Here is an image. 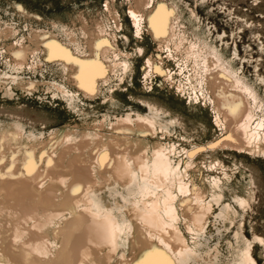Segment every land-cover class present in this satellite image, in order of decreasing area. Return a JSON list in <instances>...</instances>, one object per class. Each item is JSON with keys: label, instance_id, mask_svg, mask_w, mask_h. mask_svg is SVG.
<instances>
[{"label": "bare ground", "instance_id": "6f19581e", "mask_svg": "<svg viewBox=\"0 0 264 264\" xmlns=\"http://www.w3.org/2000/svg\"><path fill=\"white\" fill-rule=\"evenodd\" d=\"M175 2L128 0L134 33L146 32L158 48L142 52L143 96L125 90L134 106L119 93L127 76L136 89L135 69L118 45L123 24L114 0L67 25L14 4L24 34L18 21L0 20V97L42 91L83 116L47 132L0 119V264H147L153 251L171 264H264V236L251 225L245 233L244 217L258 204L251 172L209 157L204 178L195 165L213 152L264 158V98ZM165 13L160 29L153 20ZM44 71L60 77L44 79ZM165 95L197 117L206 109L222 137L208 148L157 139L183 127L163 109ZM98 98L103 114L82 111ZM232 225L223 253L219 240Z\"/></svg>", "mask_w": 264, "mask_h": 264}, {"label": "rangeland", "instance_id": "374dc122", "mask_svg": "<svg viewBox=\"0 0 264 264\" xmlns=\"http://www.w3.org/2000/svg\"><path fill=\"white\" fill-rule=\"evenodd\" d=\"M106 1L110 0H0V20L18 21L19 29L24 34L26 32V23L14 13V4L23 5L29 11L38 14L46 24H50V21L60 20L64 25H67L80 12L87 18L89 16H98L101 14ZM114 1L123 24L121 32H116L118 45L120 50H125L126 53L130 54V59L135 69L131 74V81L136 89L132 90L131 86H129L130 78L127 76L123 84L126 87L119 90V93L122 95L123 101H125V106H134L135 103L130 101L127 93H131L135 98L143 96L140 95L144 78L141 67L144 62L142 52L144 56H151L152 54H156L158 48L146 32L141 33L140 36L134 33V27L128 16V0ZM174 2L178 3L177 5L183 10L186 18H191L192 24L203 38L218 49H226V56L231 58V60L235 59L238 72L243 73L250 82L255 83L254 85L258 93L264 98V85L261 81L263 80L264 82V0H174ZM191 13L194 16H191ZM187 27L189 28V26ZM138 48L142 50L138 51L140 55L137 52ZM235 48H237L238 56H236ZM171 69L175 72L177 70L173 64H171ZM4 70V64L0 63V73ZM35 76L38 79H42L40 74H36ZM59 77L45 71L43 72L44 79H59ZM161 81L163 80L157 79L153 87H158ZM126 88L128 89L127 93L125 92ZM154 94L156 96L158 93ZM153 98V96L145 97V99L154 101ZM161 102L163 109L168 112L171 111L169 113L172 116H177L183 124V127H177V133L170 137H163L161 134H158L156 138L162 142L170 141L189 147L198 145L200 147L204 146L201 148H208L211 142L222 137L220 130L213 124L214 118L211 117L206 109V115L201 116L200 114V117H197L191 112L192 110H189L187 105H184L180 101L172 100L169 95H165ZM139 108L141 111H144L141 105H139ZM81 109L85 113L95 111L99 115L103 114L106 110L103 101L99 98L92 102L86 101ZM81 113L69 112L62 102L53 100L48 95H43L42 91L33 96H19L15 101H9L0 97V119L17 118L25 125L27 124L29 127L44 132L65 125L66 122L72 123V126L75 123H80L83 118ZM53 118L55 119L53 120ZM162 137L163 139H161ZM209 157L213 161H215L216 157L220 158L224 161L227 168L231 167V163H235L241 168L244 167L247 173L251 172L256 184L255 193L258 204L251 216L245 215L244 217L245 233L250 237L251 230L249 226L251 225L258 234L264 236V158L251 156L243 158L240 155L213 152L210 156L206 155L202 160L199 159L195 163L196 166H200L202 177L204 178L210 174L208 171ZM215 210H217V207ZM210 229L213 231L212 227L208 230ZM234 229L235 225H232L230 229L222 233L219 242L223 253L227 241L232 238ZM191 238V236H188V241H191Z\"/></svg>", "mask_w": 264, "mask_h": 264}, {"label": "snow or ice", "instance_id": "6c2138e0", "mask_svg": "<svg viewBox=\"0 0 264 264\" xmlns=\"http://www.w3.org/2000/svg\"><path fill=\"white\" fill-rule=\"evenodd\" d=\"M167 15H170V13H165L163 16L155 17L153 20L154 25H158L160 29H163L165 27V17ZM84 78L88 79L90 82V76L88 73L87 66H85ZM147 264H171V261L167 260V258L164 257V254L162 252L153 251L149 254V260L147 261Z\"/></svg>", "mask_w": 264, "mask_h": 264}]
</instances>
